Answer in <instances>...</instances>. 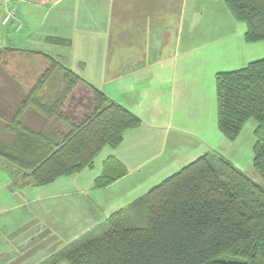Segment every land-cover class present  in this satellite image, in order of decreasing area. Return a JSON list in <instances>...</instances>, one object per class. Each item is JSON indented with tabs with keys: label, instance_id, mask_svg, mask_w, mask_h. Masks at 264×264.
I'll use <instances>...</instances> for the list:
<instances>
[{
	"label": "crops",
	"instance_id": "crops-1",
	"mask_svg": "<svg viewBox=\"0 0 264 264\" xmlns=\"http://www.w3.org/2000/svg\"><path fill=\"white\" fill-rule=\"evenodd\" d=\"M11 10L13 17L3 25ZM0 25L5 54L32 57L43 70L48 54L143 120L125 131L120 146L105 147L92 168L47 185H24L21 171L0 158V264H69V247L100 236L112 213L126 211L131 218L149 189L198 157L217 153L223 134L216 74L264 57V42H246V25L224 0H9ZM43 70H29V77ZM16 82L0 88V126L8 120L4 112L11 111L5 93L25 94L31 87L22 91ZM70 98L75 113H66L67 104L64 113L83 120L91 107L90 88L79 84ZM23 121L57 142L68 130L33 110ZM108 157L127 173L97 187Z\"/></svg>",
	"mask_w": 264,
	"mask_h": 264
},
{
	"label": "trees",
	"instance_id": "trees-1",
	"mask_svg": "<svg viewBox=\"0 0 264 264\" xmlns=\"http://www.w3.org/2000/svg\"><path fill=\"white\" fill-rule=\"evenodd\" d=\"M224 2L232 16L246 25V42H264V0ZM4 55L0 48V67ZM44 55L48 66L5 121L8 137H0V158L17 167L23 184L32 187L92 168L105 147L117 148L125 131L143 123L71 68ZM79 84L90 88L91 107L77 122L63 110ZM216 93L217 125L227 140L236 141L246 123L256 120L253 166L264 179V57L240 69L218 72ZM29 110L48 122L66 124L62 140L28 127L23 116ZM126 173L117 159L108 157L95 185L108 186ZM135 206L140 211L131 218L126 211H116L107 218L104 233L71 245L66 261L264 264V185L225 156L209 152L198 157L149 189Z\"/></svg>",
	"mask_w": 264,
	"mask_h": 264
},
{
	"label": "rangeland",
	"instance_id": "rangeland-1",
	"mask_svg": "<svg viewBox=\"0 0 264 264\" xmlns=\"http://www.w3.org/2000/svg\"><path fill=\"white\" fill-rule=\"evenodd\" d=\"M8 1L9 0H1L0 1V19H1V12H2L4 6L8 5ZM9 12H13V10L7 11L3 15V18L1 21L3 25L6 24V23H3V21H4L6 14ZM0 29H2L3 31L5 30V28L2 27L1 25H0ZM0 37H1V35H0ZM31 58L23 56L21 54H7L6 53L4 55V58H3L4 63H2L1 67H0L1 68V70H0V88L2 86H6L7 83L10 85L9 81H11L12 83L15 84V82H16L15 79H17L16 83L22 86L20 88L22 91L27 90L30 86H32V84H34L36 78L31 79L29 77L30 75H32V74H28L29 70H32V69L37 70L35 72V74L37 75L43 70L44 66L37 63V62L34 64ZM40 69H42V70H40ZM11 75H12V77H11ZM22 77H25V79H22ZM8 79H9V81H8ZM78 95L79 94H77V92L73 95V97L75 96V101L77 100ZM23 96H24L23 92L15 94V95H6V93H5V97L3 99H6V100L4 101V103H7L9 100H11L10 106H9V109L11 111L4 112L5 115H3L6 119H10V117L12 115L11 114L12 111H14L16 109L17 101L22 99ZM82 97H83V100L88 103L89 99L87 97H85L84 95L80 96V98H82ZM75 104H76V102H74V98H70V100L67 103V107H66L67 108L66 109L67 114L72 115L73 113H75L73 111V107L75 106ZM4 113H1V114H4ZM3 127L4 126H0V137L5 139L8 137V135L6 137V133L4 132ZM256 127H257L256 120L250 119L246 123L241 135L239 136V138L234 142L227 140L222 135L223 142H222V144H220V143L217 144V146H216L217 150L216 151H217V154L225 156L228 159H230L231 161H233V163L237 167H239L240 169L245 171L247 174H249L255 181L264 185L263 177L260 175V173L253 166V158H254L253 146H254V143L256 140L255 135H254V131H255ZM104 231L105 230L99 231V234L104 233Z\"/></svg>",
	"mask_w": 264,
	"mask_h": 264
},
{
	"label": "built area",
	"instance_id": "built-area-1",
	"mask_svg": "<svg viewBox=\"0 0 264 264\" xmlns=\"http://www.w3.org/2000/svg\"><path fill=\"white\" fill-rule=\"evenodd\" d=\"M1 1V0H0ZM14 13L13 12H9L6 14L3 23H7L12 17H13Z\"/></svg>",
	"mask_w": 264,
	"mask_h": 264
}]
</instances>
